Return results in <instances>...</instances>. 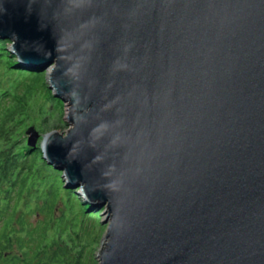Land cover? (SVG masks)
<instances>
[{
	"label": "water",
	"instance_id": "95a60500",
	"mask_svg": "<svg viewBox=\"0 0 264 264\" xmlns=\"http://www.w3.org/2000/svg\"><path fill=\"white\" fill-rule=\"evenodd\" d=\"M0 37L55 64L41 148L109 204L99 264H264V0H0Z\"/></svg>",
	"mask_w": 264,
	"mask_h": 264
},
{
	"label": "trees",
	"instance_id": "16d2710c",
	"mask_svg": "<svg viewBox=\"0 0 264 264\" xmlns=\"http://www.w3.org/2000/svg\"><path fill=\"white\" fill-rule=\"evenodd\" d=\"M10 44V39L0 37V264H98L93 246L100 235L95 236L97 229L90 220L104 208L87 215L89 222L80 233L46 242L55 205L66 188L58 181L47 183L61 171L44 157L41 142L49 127L46 116L52 113L47 104L61 112L64 102L45 84L44 69L22 63ZM31 126L42 134L35 147L28 143ZM34 180L41 187L38 192ZM73 189L66 191L75 197ZM36 198L46 199L42 206L32 205ZM64 201L72 210L70 197ZM34 213H44L47 219L31 224L29 217ZM77 215L70 219L74 225Z\"/></svg>",
	"mask_w": 264,
	"mask_h": 264
},
{
	"label": "rangeland",
	"instance_id": "374dc122",
	"mask_svg": "<svg viewBox=\"0 0 264 264\" xmlns=\"http://www.w3.org/2000/svg\"><path fill=\"white\" fill-rule=\"evenodd\" d=\"M51 65H55V64L52 63V64H49V65L43 67V69H44V81H45V84L49 86L50 90L54 94V90L51 89V87H50V79H49V67ZM37 67H40V66H37ZM47 109H48V111H50V110L52 111V113L49 112V115L46 116L48 118V124H49V127H47V129H48L47 132H50L53 130H58L60 133L67 134L69 129L73 126L70 124V122L68 120L69 105L67 104V102L63 103V106L61 108V112L53 110L54 107L52 104H47ZM40 121H41V119H39L38 122H40ZM28 139H29V135H28ZM50 165H52V164H50ZM57 170H60L61 172L57 173L56 177H53V176L49 177L47 183L49 185L50 184L52 185L53 182L58 181L57 182L58 185H62L63 187L66 188V190H70V189L72 190L73 188L69 185V181H68L67 177L65 176V171L61 170V169H57ZM34 185H35L34 191L37 189V192H38V190H40L41 187L38 188V184H36V180H34ZM52 190H51V192H52ZM66 190L64 191V189H63L62 197H60L58 199L59 201H57V203L55 205V208H54L55 214H54L53 220L50 224L49 234H48L46 242L52 243L57 238L66 239L69 236V233L75 234L76 231L80 233L85 228L84 227L85 222H89V220H88L89 218H87V215L92 214L93 210L98 211L101 208H104V210L99 214L98 218L90 220L92 223H95L94 228L97 229L95 231V232H97V233H95V236L98 237V234L100 235L99 242L93 246L94 253H95V259L99 264L101 249L103 248V245L105 243L106 234H107L108 227L110 224L109 204L106 203L103 206L97 208L98 202L97 201H88L87 198L83 195V191L81 190V188H75L74 187L73 190H76V192H77L75 194L76 195L75 197L73 195H71L70 191H66ZM68 197H70V202H72L74 205L72 210L70 208H67L68 204H66L64 201V199H66ZM45 199L46 198L41 199V200H37V198H36V201L32 200L31 204L34 205V203H35L36 205L38 204V205L42 206L44 203L43 200H45ZM52 199L53 198H51V200ZM75 212H77V214H78L77 216L79 217L78 219H75L78 221L77 225H74L72 223V221H70L71 217H75ZM46 219H47V216L44 213H39V214L34 213L32 216L29 217V222H31V224H38V222H40V220H46ZM59 223H61L62 225H60ZM81 224L83 225L82 229H81V226H82ZM69 227H71V228H69ZM103 228H105L104 231H103Z\"/></svg>",
	"mask_w": 264,
	"mask_h": 264
},
{
	"label": "bare ground",
	"instance_id": "6f19581e",
	"mask_svg": "<svg viewBox=\"0 0 264 264\" xmlns=\"http://www.w3.org/2000/svg\"><path fill=\"white\" fill-rule=\"evenodd\" d=\"M54 65H51L50 67H49V79L51 78V75H52V72H53V70H54Z\"/></svg>",
	"mask_w": 264,
	"mask_h": 264
}]
</instances>
